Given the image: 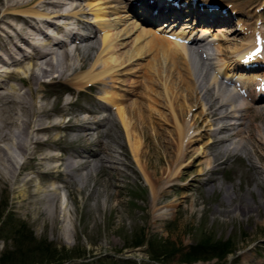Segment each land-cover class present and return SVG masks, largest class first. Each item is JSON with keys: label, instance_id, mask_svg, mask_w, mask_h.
<instances>
[{"label": "rangeland", "instance_id": "rangeland-1", "mask_svg": "<svg viewBox=\"0 0 264 264\" xmlns=\"http://www.w3.org/2000/svg\"><path fill=\"white\" fill-rule=\"evenodd\" d=\"M215 1L225 6L227 15L231 12L228 4L240 9L232 18L227 17L233 27L238 17L248 20L246 10L255 7L249 13L260 20L257 25H251L250 31L254 28L264 31V10H256L261 5L264 8V0ZM26 3L27 0H0V35H15L13 28L23 27V23L14 16L4 14L3 5L21 9L25 6H20ZM64 3L78 5L77 18L84 19L83 23H76V19L69 16L59 18L57 22L65 25L63 23L69 21L66 28L83 36L82 39L78 36L81 40L79 44H76L78 41L67 44L69 58L65 61L66 65L59 58L54 61L56 68L63 72L70 64L68 80L50 81L49 74L42 77L39 69H30V61H23L20 65L14 64L10 70L20 71L21 76L28 77L29 83L25 86L12 79L7 92H16L11 85L22 91L0 96V113L5 119L15 121L1 133L8 136L0 142L1 155L6 148L11 149L15 157L6 164L18 171L15 178L4 175V166L0 163V225L5 216L8 223L0 232V259L6 255L9 259L7 264H22L19 259L23 254V260L30 263L39 249L38 244L61 252L60 257H71L72 260L65 264H113V261L118 264H264V149L261 154L256 151L261 144L255 139L256 135L260 136L261 125L264 126V113L257 114L253 125L248 126L243 136L234 137L239 153L224 152L225 143L220 137L233 132L222 136L210 131L216 130L215 120L224 109L219 112L221 106L213 101V96L207 102L211 109L205 113L206 121L200 123L203 119L200 107L205 104L202 97L205 93L199 82L195 91H188L190 78L186 73L184 79L180 77L185 69L177 55H169L160 46L158 49L145 47L142 50L141 46H145L146 41L133 47L131 42L140 33L136 28L128 39H123L122 42L127 45L117 52L120 58L129 59L130 62L126 63L130 64L118 72L117 75H121L115 77L118 83L107 84L112 85L107 90L114 93L113 96L126 100L123 107L131 123L129 132H126L118 111L106 106L107 111L103 112L105 105L99 97L104 95V85L95 83L82 88L73 85L74 80L71 79L93 64L102 34L87 24L92 17L86 8V0H67ZM69 10V5L61 9L62 12ZM127 13H120L123 17L117 31L122 28L131 31L133 20L144 25L145 20L140 14L133 16L129 12V17H125ZM225 21L223 23L227 24ZM213 30L211 35L217 36L222 44L220 38L223 35L218 33L217 28L213 27ZM45 31L48 34L55 32L54 27ZM158 36L164 37L165 34ZM84 37L89 40L83 41ZM146 38L150 40L153 36L147 35ZM37 41H41V37H37ZM15 42L21 52L18 46H9L8 49L17 59L31 52L24 43ZM222 45L229 46L226 43ZM137 52L142 55L135 61L133 56ZM201 62L203 64L204 60ZM3 69L8 70L6 67ZM58 70L54 72H60ZM242 87L247 96L253 95V85ZM134 88L138 98L131 96ZM209 95H214V92ZM166 102H170L171 106ZM32 103L36 109L35 120L33 118L36 124H32V117L25 116L32 112ZM179 106L185 110L184 120L190 118L185 115L188 110L192 118L197 116L195 124L193 120L191 122L198 134L190 148L182 153L180 165L176 163L180 148L177 125L170 114L176 107L178 112ZM90 111L95 114H90ZM211 111L215 114H210ZM27 119L32 120L31 123ZM89 121L95 124H89ZM227 121L230 119L224 120V124ZM62 123L75 128L61 130ZM34 125H38L36 128H48L43 134H33L32 140L37 142L30 150L33 155L18 176L24 158L14 141H21L23 145L30 143L31 130L28 127L32 129ZM88 127L93 130L86 131ZM129 142L140 144L137 155L133 156ZM232 146L229 144L227 148ZM52 155L59 158L55 159L57 163L50 159L39 160ZM36 171L45 174H35ZM12 220L18 225L11 230ZM22 226L23 232L17 237L19 240H13L12 233ZM24 231H27L25 235L30 232V241H24ZM140 236L142 245L132 248L135 237ZM206 238L226 242L229 247L222 256L192 262L184 260L190 246ZM151 241L177 251L167 259L153 262L149 252ZM31 264L39 263L33 261Z\"/></svg>", "mask_w": 264, "mask_h": 264}, {"label": "bare ground", "instance_id": "bare-ground-1", "mask_svg": "<svg viewBox=\"0 0 264 264\" xmlns=\"http://www.w3.org/2000/svg\"><path fill=\"white\" fill-rule=\"evenodd\" d=\"M64 1L67 0H27L26 4H22L20 6H25L21 9H12L10 8V5H3L5 7L4 14L14 16L17 20L23 23V27H14L13 30H15V35L9 34L5 37L3 35H0V96L22 91L21 88L18 89L11 85V89L16 92H7L10 89L8 87L10 85L9 81H12V79L19 81L25 86H27V83H29L28 77L21 76L20 71L10 70L14 64L20 65V63H22L23 61H30V69L32 71L34 68H37V71L39 69L42 77H44L45 75L48 76L49 74L48 77L52 78L50 81L59 82L62 80H68V72L71 71L70 64H67V70L66 72H63L60 69L58 70L56 68L57 65L54 63V61L59 58L63 62V64L66 65L65 61H67V59L69 58V52L67 51L66 43L71 40L69 42L70 45L72 42L76 41H78L76 42V44H79L81 40L77 39L75 37V33L72 34L70 30L66 28V26L70 23L69 21L63 23L65 25L59 24L57 22L59 18H66L69 16L70 19H76V23H83L84 19L77 18L78 12H76V10H78L79 8L78 5H70V3L66 4L64 3ZM86 1V8L89 12V15H91L92 17L90 23L88 22L87 24L96 28L97 33H101L102 35L100 38V45L98 47L99 50L97 56L95 57L91 67L87 71L79 73L73 79H71L72 81L74 80L73 85L76 88H82L83 85L85 87H89L95 83L104 85V89L102 90L104 95L99 97L100 102L104 103L105 105L104 107H102L103 112L107 111L106 106H110V108L118 111L122 126H124L126 132H129L128 129L131 123L123 107V103L126 102V100L120 98L117 99L115 96H113L114 93L107 90L110 86L107 84H115L118 81V78L115 79V77L121 76L117 75L118 72L122 71L128 66V64H130L126 63L129 61V59L120 58L121 55L117 54V52L119 53L120 49L124 47L123 45H127L122 42L123 39H128L133 29L135 30L137 28L138 30H140V33L134 40H132L131 43L133 44V47H135L134 44L146 41L145 46H143L144 44L142 43V50L145 47L158 49V47L160 46L159 48H163V50H165V52L169 55L171 54V56L173 57L174 55H177L178 59L182 61V63L180 64H183V68L185 69L184 73H180V77L184 79L186 73V76L188 75L190 78V81L187 82L189 83L187 85V88L189 89L188 91H195L196 84L197 82H199L201 90L203 91V93H205V95L202 96L205 100V104L201 105L200 107L201 109H203V119H200V123L206 121L205 113H207L208 110L211 109V105L208 106V104L210 103L207 102H210L213 96L215 97L213 101H217L221 106L219 112H221V109L224 110L223 112L218 114V117L215 120V122H217L216 130L214 131L213 129H211L210 131L222 136L225 135L226 132L232 131L233 133L231 135L220 137V139L223 140V143H225L224 146L226 147V149L224 150V152H240L238 142H234V137L243 136L245 134V131L248 129V126L250 124L253 125L254 119L258 116L257 114L262 112L264 113V108L259 107L261 106V104H264V31L259 32L256 31L255 28L250 31L251 25H257L258 21L260 20L259 17L255 19V16L253 17V15L249 13L255 8L254 6H252L254 8H245L247 9L246 18L248 20L245 21L242 17H238L234 24L235 27H233V25H229V19L222 16L221 10H224L225 6L220 5L217 1L215 2V0H197L195 4H193V6L190 3L191 0ZM206 3L216 4L218 9L213 11L206 10L204 7H202V5L205 6ZM244 4L248 5V2H244ZM66 5H69L70 10L67 12H62L61 9H63ZM228 7L231 8V12L229 14L231 16L239 13L240 11V9L238 10L234 6H230L229 4ZM116 10H118V12ZM256 10L262 11L264 10V8L261 5L259 7H256ZM126 12L128 13L125 17H129L128 14L130 13L133 16H137L140 14V16L143 17V20L148 22H145L143 25L138 20H133L131 25L134 28H132L131 31L129 28H122V30L117 31V27L121 24L120 21L123 17L120 16V13ZM112 15L116 16L113 18L111 17ZM194 17L197 18L199 26H196L197 23L195 25V22H191L188 20L189 18L193 19ZM179 20L181 21V23L177 24V21ZM224 20H226L225 22L227 24L223 23ZM1 21L2 20H0V22ZM164 22L167 23L165 24ZM156 23H159L160 25L158 24L157 27L153 28V25H155ZM148 25L151 27H147ZM48 27H54L55 32L52 34H48L45 31V29ZM213 27L217 28L219 30L218 33L223 35L222 38H220V40L223 41L222 44L226 43L229 46H223L219 43V40H217V36H214L213 34L211 35V33L215 31L213 30ZM59 34H61V36ZM162 34H165V36L158 38V35ZM147 35H152L153 38L147 40L149 39L146 38ZM206 35H211L212 37L209 38V36L204 38ZM37 37H41V41H37ZM95 37L96 36H94L93 39ZM63 39L66 42H64ZM239 39H242V41H240ZM87 40H89V38H83V41ZM15 41L22 42L27 45L28 48L31 49V52L23 55L20 59H17L9 51L10 49H8L9 46H14L16 48L18 46V51L21 52V48L19 49V45ZM94 47L95 46H92L91 48ZM22 51L25 52L26 49L22 47ZM153 54L154 53H152V55ZM141 55L142 54H139L137 52V54L133 56V58H135L136 61L137 59H139L138 56ZM157 56L158 54H156V58ZM203 60L204 62L202 64L201 61ZM100 66H102V68L97 70ZM4 67H6L8 70H4ZM55 70H58L60 72H54ZM54 73H56V76L53 77L52 74ZM149 77L150 76H148V78ZM261 77H263V79H260ZM183 79H181V81H183ZM155 80H157V78ZM239 83H241V85L245 87H250V85H253L254 89L252 90L254 95L247 96L245 89ZM111 86L110 88H112ZM135 88L134 93L131 96H135L136 98H138L139 96L138 94H136ZM212 91L214 92V95H209ZM258 94L259 97H256ZM182 96L180 97L182 98ZM164 98H166V101H169L166 96ZM207 98L209 101L207 100ZM242 98H244V100ZM166 103L171 106L170 102ZM32 105L34 107L32 112L26 114L25 116H29V118L32 117V120L33 118L35 120V104L32 103ZM176 108L175 110L170 111L172 112L170 114L172 120H175L177 125L178 146H180V148L177 155L179 159L176 163L180 165V158L182 157V153H185L184 151H187L190 148L191 143L195 139L194 137H197L198 135L194 128L197 116L192 118L193 116L189 115L188 110L185 115L186 118L187 116L190 118L184 120L183 112L185 110L181 109L179 106L177 112ZM129 111H132V109H129ZM134 111L135 110H133V112ZM138 111H140V109ZM91 113L95 114L94 112L90 111V114ZM210 114L215 113L214 111H211ZM200 116L202 117L201 114ZM227 119H230L231 122L230 124H228L229 127L226 126V124H224L223 122ZM10 120L5 119L2 113H0V142H3L8 138L7 135H1V133L6 130L8 125L15 123V121ZM32 120H28L29 123H31ZM34 120L32 124H36V121L34 122ZM191 120H193L194 124L191 122ZM88 123L92 125L95 124L94 121H89ZM53 125L54 124H52V126ZM36 127H38V125H34L32 129L28 127V130H31V136L29 140L30 143H25L23 145L21 141H14L16 149H18V151L23 154L24 158L23 163L20 165L18 176L22 172L21 168L25 167V163L29 159H31V156L33 155L30 150L32 148V145L37 143L33 142L32 140L33 134H43L48 128L46 126L42 128ZM261 127L262 131L259 132L260 136L256 135L255 138L256 141L261 144L260 146L256 147V151H258L259 154H261V150L264 149V126L261 125ZM66 128H69L67 130H73L75 126H67L63 123L62 125H60L61 130H66ZM92 130L93 128L90 127L86 129V131L88 132H91ZM26 138L28 141V134L26 135ZM128 139H131V135H128ZM184 142L185 145H183ZM129 144H131L130 149L133 156L137 155L140 151V144L137 143V145H134L131 142H129ZM229 144L233 146L228 149L227 146ZM191 151L192 150H190V152ZM1 152L2 149H0V163H2L1 165L4 166V170H2L3 174L11 175L15 178L18 171H15V167H11V165L6 164L14 160V152L11 149L8 150L7 148L4 154L1 155ZM25 152H27L26 156L24 155ZM56 158L58 157H55L54 155L43 156L40 157L39 160L43 161L50 159L56 161L57 163L58 160H55ZM57 166L58 165H56L55 167L57 168ZM35 174L44 175L45 173L36 171Z\"/></svg>", "mask_w": 264, "mask_h": 264}, {"label": "trees", "instance_id": "trees-1", "mask_svg": "<svg viewBox=\"0 0 264 264\" xmlns=\"http://www.w3.org/2000/svg\"><path fill=\"white\" fill-rule=\"evenodd\" d=\"M7 216H5L2 220H1V224L0 225V232H2L4 230L5 226H8L7 223ZM14 220L11 221V230L12 227L15 228L16 225H18L17 223H15ZM5 222V223H4ZM23 226L20 227L18 230L14 231L12 233L13 235V240H19L17 237L19 235H21V233L23 232ZM24 231V241H30L31 239V234L30 232H28L25 235ZM9 237V236H7ZM140 237H135L131 247L132 248H137L140 247L143 243V240H140ZM152 243L149 244V252L151 253V261L153 262H157L160 261L161 258H169L171 256H173L176 253V249L173 247L168 248L167 245L164 244H159L156 245L153 243V241H151ZM39 249L38 251H36L35 253V257H37V259H34L35 257H33L32 261L29 263H26L25 260H23V254L21 255V259L20 262L22 264H31L33 261H35L36 263L39 264H65L67 261L72 260L71 257H67V256H62L60 257L61 252H58L56 250L53 249H49V247L47 245H38L36 244ZM17 246L20 247V244H18ZM229 245L226 242H220L218 240L216 241H212L208 238L206 239H202L200 241H197L195 244H193L192 246H190L188 252L184 255V260L186 259L187 262H192V261H198V260H206L209 259L212 256H222L225 251L227 250L226 248H228ZM68 253H63V255H66ZM6 255H4L3 257H1L0 259V264H7L6 261H8L9 259L7 258ZM113 264H118L115 261H113Z\"/></svg>", "mask_w": 264, "mask_h": 264}]
</instances>
